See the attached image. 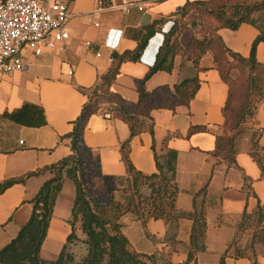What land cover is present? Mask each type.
<instances>
[{
	"label": "crops",
	"instance_id": "obj_1",
	"mask_svg": "<svg viewBox=\"0 0 264 264\" xmlns=\"http://www.w3.org/2000/svg\"><path fill=\"white\" fill-rule=\"evenodd\" d=\"M137 0H69L72 16L67 21L69 39L64 46L34 56L31 50H23L25 68L22 71L0 77V183L7 180L36 176L17 183L0 195V249L14 239L21 227L29 220L33 204L41 186L52 174L45 171L72 154L71 133L83 107L89 101L94 88L112 65V54L134 51L148 37L169 34L170 21L185 24L178 37L185 47L186 42L200 27L199 15L190 12L182 17L181 11L188 3L206 0H155L148 13L133 9L122 10L123 2ZM149 15L150 21L143 24ZM259 25L264 23V12L256 13ZM218 34L233 52L249 57L253 42L260 34L257 26L243 24L236 31L220 29ZM150 38V39H151ZM159 38V36H156ZM162 39V38H159ZM163 41V43H164ZM158 45L160 40L153 42ZM158 46H156L157 49ZM149 48V63L140 59L125 62L111 85V90L125 100H139L138 81L143 80L154 66L158 50ZM257 59L264 64V41L257 47ZM148 57V56H146ZM145 57H143L144 59ZM200 87L188 107L180 106L174 112L167 109L152 113L153 120H143V131L129 143L128 156L135 169L144 175L157 173L153 143L158 154L166 148L178 152L175 184L178 187L176 206L185 212L193 211L195 195L206 188V251L196 256L190 264H220L228 251L226 264H253L248 250L252 231L240 237L238 228L243 215H253L259 205L264 207V176L259 164L251 157L255 143L264 166V101L257 105L253 116L242 124L237 138L236 166L212 155L216 135L223 134V109L228 98V85L215 68L212 51H207L199 63ZM73 71V74H69ZM196 75L192 61L181 54L173 59L171 72L159 71L145 81V89L168 85ZM34 105L43 110L46 124L30 127L4 117ZM154 126V135L150 128ZM192 126H204L206 132L189 136ZM130 138L129 126L113 114L101 109L89 119L84 141L99 157L103 175L127 177V166L123 159L122 145ZM166 142V147H165ZM99 190L103 180H94ZM145 195L150 190H143ZM76 197L74 183L66 178L57 198L42 253L57 257L71 232V212ZM115 199L122 204L134 200L130 193L117 191ZM124 232L132 241L142 240L143 233L154 241L148 251L137 253L151 256L155 264H186L190 248L193 221L182 219L175 240L165 241L167 225L163 220L150 219L146 224L134 213L122 218ZM238 239V240H237ZM237 241L229 250L231 244ZM132 243V242H131ZM256 259L264 264V247L255 246ZM240 255V256H237Z\"/></svg>",
	"mask_w": 264,
	"mask_h": 264
},
{
	"label": "trees",
	"instance_id": "obj_2",
	"mask_svg": "<svg viewBox=\"0 0 264 264\" xmlns=\"http://www.w3.org/2000/svg\"><path fill=\"white\" fill-rule=\"evenodd\" d=\"M194 12L199 15L200 29L194 32L184 47L178 37L185 24L174 23L163 45L159 48L154 66L143 79L138 81L139 100L136 103L125 100L111 90V85L125 62H137L142 58L147 41L139 44L136 50L123 54H112V65L99 83L90 90L89 101L83 107L80 117L71 133L72 154L58 163L47 167L52 177L46 181L33 198L32 214L21 227L18 235L0 249V264H155L151 256L137 253L124 233L122 218L127 213L136 214L146 224L148 220H163L167 225L165 241L175 240L182 219L193 221L190 248L186 264L196 261L199 253L206 251V188L199 191L193 200V211L185 212L176 206L178 187L175 184L177 174L178 152L166 148L164 154H158L153 143L157 173L144 175L132 165L128 152L131 139L143 131V120H153L152 113L167 109L175 111L180 106L188 107L195 98L200 80L198 72L200 60L207 51H212L215 68L222 80L228 85V98L223 109V134L216 135L215 150L212 155L226 162L229 167L236 166V142L243 122L253 116L257 105L264 101V64L257 59V47L264 41V23L259 25L256 13L264 12V0H206L188 3L181 9L182 17ZM243 24L257 26L260 34L252 45L249 57L229 49L220 35V29L236 31ZM150 36L147 40H150ZM193 62L196 75L181 80L174 86L162 85L152 91L145 89V81L159 71L171 72L173 59L181 54ZM239 76L234 77L233 73ZM105 109L113 117L125 122L130 129V138L122 145L123 159L127 166V177L118 178L103 175L100 170L99 157L86 146L84 132L91 116ZM5 118L30 127L46 124L43 110L34 105H24ZM154 135V126L150 128ZM204 126H192L189 136L206 132ZM166 147V142H165ZM251 157L264 166L258 153V145L250 150ZM40 174L31 173L26 178ZM26 178L7 180L0 183V195ZM70 179L76 188V197L71 212V232L59 255L53 260L41 257V251L50 222L53 217L57 198L63 188L65 179ZM103 180V189L99 190L94 180ZM147 188L148 195L143 193ZM122 191L134 196L128 204L115 199V193ZM247 230L252 231L248 250L253 264H260L256 259L255 246L264 247V207H258L253 215L244 214L238 228L240 237ZM238 240V239H237ZM237 241L230 245L229 250ZM81 243L85 255L78 259L71 247ZM228 251L222 256L220 264H226ZM240 256V255H237Z\"/></svg>",
	"mask_w": 264,
	"mask_h": 264
},
{
	"label": "built area",
	"instance_id": "obj_3",
	"mask_svg": "<svg viewBox=\"0 0 264 264\" xmlns=\"http://www.w3.org/2000/svg\"><path fill=\"white\" fill-rule=\"evenodd\" d=\"M102 0L99 4L102 5ZM155 0H137L123 2L121 8L130 13L133 9L148 13ZM69 0H0V77L22 71L25 68L23 50L32 51L34 56H41L46 51H54L64 46L70 35L66 29L67 21L72 16ZM167 32L174 26V21L166 24ZM159 36V38H156ZM149 41L158 50L163 45V36L156 35ZM146 50V49H145ZM146 58L141 60L152 63L147 50ZM69 74H73L70 71Z\"/></svg>",
	"mask_w": 264,
	"mask_h": 264
},
{
	"label": "rangeland",
	"instance_id": "obj_4",
	"mask_svg": "<svg viewBox=\"0 0 264 264\" xmlns=\"http://www.w3.org/2000/svg\"><path fill=\"white\" fill-rule=\"evenodd\" d=\"M233 74H234L233 75L234 77L239 76L238 72H234ZM123 230H124V228H123ZM130 234H131L130 236L132 238V241H130V240L129 241H130V243L132 242L131 246H132L134 251H140V252L148 251L151 248L152 244L154 243V241H152L150 239V235H148V234L143 233L142 240L135 239L134 234L133 233H130ZM71 250L77 256L78 259H81L85 255V247L81 243H79L78 245L72 246ZM41 257L43 259H46V260H53L56 258V257H53V256L47 254L46 252H44V253L41 252Z\"/></svg>",
	"mask_w": 264,
	"mask_h": 264
},
{
	"label": "water",
	"instance_id": "obj_5",
	"mask_svg": "<svg viewBox=\"0 0 264 264\" xmlns=\"http://www.w3.org/2000/svg\"><path fill=\"white\" fill-rule=\"evenodd\" d=\"M149 21H150V16L147 15V16L144 18L143 24H147ZM149 48H151L152 50H155V46H154L150 41H148V45H147V47H146V50H148ZM146 50H145V51H146ZM147 52H148V51H147ZM142 57H145V58H146L145 53H143Z\"/></svg>",
	"mask_w": 264,
	"mask_h": 264
}]
</instances>
